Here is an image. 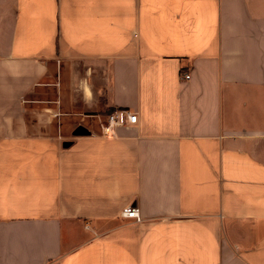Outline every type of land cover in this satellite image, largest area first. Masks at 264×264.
<instances>
[{
	"label": "crops",
	"instance_id": "obj_1",
	"mask_svg": "<svg viewBox=\"0 0 264 264\" xmlns=\"http://www.w3.org/2000/svg\"><path fill=\"white\" fill-rule=\"evenodd\" d=\"M0 264H264V0H0Z\"/></svg>",
	"mask_w": 264,
	"mask_h": 264
},
{
	"label": "built area",
	"instance_id": "obj_2",
	"mask_svg": "<svg viewBox=\"0 0 264 264\" xmlns=\"http://www.w3.org/2000/svg\"><path fill=\"white\" fill-rule=\"evenodd\" d=\"M191 75L186 73L183 75L184 80H190ZM139 122L138 114L132 110L127 109H115L106 116V123L103 126L104 136H115L117 129L121 127H132ZM124 219H133L137 222H141V214L138 207H127L122 212Z\"/></svg>",
	"mask_w": 264,
	"mask_h": 264
},
{
	"label": "water",
	"instance_id": "obj_3",
	"mask_svg": "<svg viewBox=\"0 0 264 264\" xmlns=\"http://www.w3.org/2000/svg\"><path fill=\"white\" fill-rule=\"evenodd\" d=\"M81 131H82V129L77 130V134L80 135V132H81ZM83 133H84V132H83ZM70 144H71V143H67L65 146H66V147H67V146H70Z\"/></svg>",
	"mask_w": 264,
	"mask_h": 264
},
{
	"label": "rangeland",
	"instance_id": "obj_4",
	"mask_svg": "<svg viewBox=\"0 0 264 264\" xmlns=\"http://www.w3.org/2000/svg\"><path fill=\"white\" fill-rule=\"evenodd\" d=\"M104 121V120H103Z\"/></svg>",
	"mask_w": 264,
	"mask_h": 264
}]
</instances>
